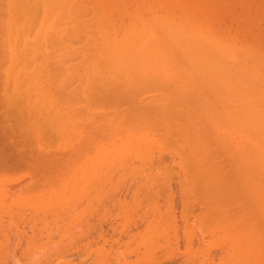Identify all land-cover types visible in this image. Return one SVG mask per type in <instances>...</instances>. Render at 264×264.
Here are the masks:
<instances>
[{
  "label": "rangeland",
  "instance_id": "obj_1",
  "mask_svg": "<svg viewBox=\"0 0 264 264\" xmlns=\"http://www.w3.org/2000/svg\"><path fill=\"white\" fill-rule=\"evenodd\" d=\"M52 1L57 6H53ZM58 1L59 2L57 3V0H50L52 4L47 2V0L0 1V10L2 9L0 13V20L2 18L0 25L2 23L4 29L3 30L0 26L2 29V31H0V264H264V231H262L264 230V220H262L263 218L261 217V221H258L260 220V212L262 211H259L260 209L258 210V208L256 209L259 213L258 215H260L257 218V211L255 210L256 206H260L264 213V183H262L264 182V178H262L263 181H261L260 179L262 176L260 173L256 172V167L259 166L258 164H263L264 160L262 163H258L257 166L255 165V168L252 164L257 158L253 156L255 153L254 150L258 149V153L256 154L264 157V149L259 147L261 144H257L258 147H256V144H252L255 141H251L249 138V140L247 139L246 136L250 132L248 129L247 130L249 132L247 135L246 129H244L246 133H241L239 131L241 129L243 130V124L245 122L247 123V121L241 123L242 125L238 124L240 121L242 122L245 120L244 118L243 120L239 121L240 116L241 119L243 115L247 116L246 120L248 117H251L248 116L250 114L246 109L241 112V114L246 113V115H240V111L243 110L240 107L242 104L244 105V101L242 99L246 98V96L249 97L252 93L250 92L249 95V92H246V95L243 97V94L240 95V92L237 93V91H240L238 89L242 88L240 87L241 85L236 86L235 83L232 84L233 82H231V85L230 82L227 81H225V84H221V82H224L223 78L228 80L226 77L227 75L231 77L229 79L230 81L237 79H234L233 76H231L232 72L235 71L233 68L236 67H233L234 64L232 65L230 63H235V65L239 64V61L236 60V58L239 56L238 59H240V55L243 54H245L246 58L248 55L252 56L253 58L249 57V60L247 59L249 62H247L244 59L245 56L244 58L242 56L240 63L242 66L245 65V69H248V67L251 65L250 63H253V67H249V70L251 68L254 69L252 70L253 72L257 71L258 74H254L256 79L259 78V80L251 79V82L249 81V83L244 86L247 87L250 83H253L252 81H255L252 87H256L257 85H255V83L257 81L261 82V79L264 78V74H262V78L258 77L261 75V73H264V0H90L92 2H87L90 5H86L88 10L83 7L86 3L85 0H81L82 5L84 4L83 6H79L80 2H74L73 0ZM70 1L76 3V5L74 6V3ZM83 1L85 3H83ZM71 3L73 4L72 7L75 8L71 9L70 12L71 6L69 7V5H71ZM91 3L92 9L93 6H95L94 9H98L99 11L98 12L96 10L93 12L95 14L98 13V17H95L97 18V21L100 22L99 24L105 23L100 25L99 28L98 26L94 25L96 20L93 22V25L91 23V20L93 21L95 18L92 16L93 13L91 8H88V6L91 7ZM47 7H50V9H47ZM76 7L80 12L76 9ZM52 8L55 9L52 10ZM75 9L78 12V16L80 13H85L83 15L84 17L81 14V18L83 17L82 19L77 17V14L75 15V13H77ZM51 10L53 13H50L52 12ZM99 15L101 16L99 17ZM80 19L82 22L81 28L86 23L85 27L82 29L78 27L76 29L77 26H80ZM56 20L59 22L60 20H63L67 23L62 24L63 21L62 23H59L58 32V21ZM68 23L71 25H68ZM88 24H91L92 29ZM154 24L156 25L157 30ZM93 26L94 28L96 26V32L93 29ZM66 27L67 29L69 28V30H65ZM60 28L62 30H60ZM79 29H81V36L77 34L79 33ZM55 30L56 32L54 33ZM70 30L73 34L78 30L76 32L77 35H72L74 38L65 36L67 33L65 31L70 32ZM155 30L159 33L160 37ZM88 31L89 34H87ZM91 31H93L95 34L94 38L97 37L96 39L93 38L92 35L94 34ZM69 32L67 34H69ZM83 32L85 36H83ZM175 32L177 35L181 34L179 37L183 36L184 33L186 37H190L192 33L191 37H188V40L191 39V44H194L195 42L200 47V51L199 49L198 52L194 50L195 54L197 52V55H199V53L202 56L204 55V58L201 59L206 60L208 64H206V62L204 63V61L202 62L204 64H199L200 61L197 62L196 59L198 56L191 55L194 52L191 51L193 50L191 49L193 45L189 47L190 53L188 52V49L186 50L188 53H184V50L188 47L184 45V41H179L178 43L179 38L176 41L178 44H175V39H173V33ZM207 33H209L210 36ZM63 34L65 39L63 38ZM50 35H58V38L56 37L57 39H55V37H53V40H49L48 38ZM76 36L78 37L76 38ZM86 36L89 37L87 38ZM80 37L86 42H83ZM162 37L163 39H159ZM200 37H203V39ZM61 38L63 39V45H67H65V47L62 45L64 49H66L69 45L71 49L68 47V52H70V50H77V52H74L75 56L76 53H78V47L79 49L82 48L79 50L80 53H78L80 57L78 54L76 56L81 58L80 60L76 57V60L75 58H72L73 53L69 55L70 57H68V52H65L62 46L59 48V43L56 44L55 42L58 39L62 40ZM79 40L82 43H80ZM210 40H212L213 43ZM88 41L89 43H87ZM90 41L93 45L90 43ZM173 41L175 46L172 44ZM1 42H4L5 46ZM95 42L97 44L99 43L98 46ZM101 42L104 43L101 44ZM190 42L187 44L189 45ZM207 43L213 44V46H208L215 48V52H222L219 53L220 55L222 54V57L224 55L222 58L223 60L220 59L221 62L225 60H227L226 62L230 61L229 64L232 66L227 67L228 63L227 65L226 63L224 65L223 62L224 67L222 66V68H227L229 71L233 70L230 73L231 75L226 69L227 75L224 77L223 75L219 76L224 71L222 70L221 66L219 67L221 70L220 73L218 72V65L217 71L214 68L215 65L212 66L213 64L211 62L214 61L213 58H211L213 60H211L209 57L205 59L206 55L208 54L207 51L210 49V47L209 49L208 47L206 49ZM86 44H89L87 45L88 47H83ZM28 46H30V49L27 48ZM38 46L41 48V52H38ZM179 46L182 47L180 48ZM185 46L186 48L181 52V49H183ZM56 47L59 50L56 52L57 57L67 53V56L64 55L65 57H60L61 59L64 58L63 64L65 63V65H62L64 66L63 68H61L62 66L60 67L62 61L59 62L58 60L60 59H56L55 57L56 53L53 49ZM96 47H99L101 49L100 52H104L103 54H105L104 56H107V58L99 53V50L95 49ZM88 48L91 49L90 51L95 49L97 53L95 51L89 52ZM61 49L64 50L62 54L60 52L62 51ZM105 49H107L108 52ZM223 49L224 51L228 50L229 52L227 51L226 54L229 53V55H225ZM167 50L170 52H167ZM53 51L55 56L53 55ZM172 51L175 54L174 57L176 56V58L178 57L179 59H175L174 57V59H171L169 57L173 56ZM211 51L212 50H210L209 53H211ZM213 51L210 55L213 54ZM36 52L38 53L34 54ZM86 52L87 55L89 53H92V55L94 54L89 61L90 64L88 63V66L90 65L88 75L86 72L88 70V66L83 63L87 58L85 57ZM29 53H31V59L26 60L27 57L30 58ZM41 53L43 55H41ZM180 54L184 56V59ZM219 54H217L218 58L220 57ZM164 55H166L168 60H173V63L176 61L177 64L182 60H185V57V62H187L189 59L190 61H188L187 66L184 65V61H182L181 65H173V63H171L172 65H169L168 63L167 66L164 67L166 68L169 65L170 68L173 67V69L171 68L172 71L167 72L164 69L162 63L171 61H168ZM187 55L188 57L192 56L191 58L195 56V59H188ZM214 55H212V57ZM235 55L238 56L235 58ZM42 56L45 57L43 58ZM53 56L56 60H54ZM199 57L198 59L200 60ZM71 58L74 60L70 61ZM159 58L163 62H161ZM99 59L100 61L106 59L108 60L106 62L103 61L102 63V61L100 62ZM208 59H210L211 62L207 61ZM243 59L249 64V66L247 63H244L243 65ZM53 60L56 64L59 63L56 66L58 67V69L56 68L57 70H55V67H53L56 65L54 64ZM26 61H28V64ZM29 61L32 63L29 64ZM74 61H77V65L80 61V64H83V70H81L82 72H79L82 66H80V64L79 70L73 66L75 67V70H78V72L74 71L73 74H75V72L78 74H76L72 79L70 78L69 73H67L69 76L68 77L66 76L65 72L70 70L71 73V66L69 65H74ZM189 62H192L191 67H193V69L190 68L191 70H189L192 73H189L187 70L190 67ZM217 62L216 64L220 63ZM261 62L262 64H260ZM210 63L212 65H210ZM195 64H197L196 67ZM128 65H131L133 69H137V72L133 70V73L136 72L135 74H137L138 77H136V80L139 79L141 81V83L138 81L140 83L139 85L137 82L136 84L133 82L134 79L131 77L136 75L130 72V69L132 68L130 66L129 69ZM201 65H203V68H201ZM205 65H209V67H212V69L214 68L215 71L211 69L209 71V67L207 68ZM34 67L39 68H36V70H38L37 72L35 71L36 73L33 72L35 70ZM66 67L69 69L67 70ZM184 67L185 69L181 70ZM231 67H233L232 70H230ZM241 67L238 68L241 69V72H245V69ZM50 68L52 70H50ZM199 69L202 71L201 74L203 76L200 74L201 71H199ZM173 70H177L175 72L176 74L177 72L181 73L179 75L180 78L178 77L177 79L173 77ZM31 72L35 74L33 75ZM171 73L173 74L172 79L174 82L169 79L171 78ZM132 74L133 76H131ZM187 74H194L193 78H195V81H198L202 76V78H205L204 82H206L211 77V81H209L210 83H213V85L211 83L212 88L208 89L206 84L209 83L204 84L203 79L199 81L201 85H199V82H197L198 84L196 86L195 82H193L194 79L191 78V75ZM196 74H200V78H198ZM181 75L183 76L182 79ZM238 75H240V73ZM246 75L249 74L245 73V78ZM118 76H122L123 78ZM176 76L177 75H175V77ZM234 76L237 77V74H234ZM24 77L27 78L26 81ZM239 78L242 79L244 77L239 76L238 80ZM175 79L179 81L181 80L180 86H174L173 84V86H171L170 83H175ZM183 79L187 80L184 81ZM149 80L150 82L154 81L153 83L155 84L151 83L150 85ZM182 80L184 81L185 85L186 83H190L191 87L188 85L185 86L184 83H182ZM191 80L192 82H190ZM124 81L131 83L134 85V87L136 86L135 88L137 89V86H140L139 89L141 88V92L138 91L140 92L138 93L135 91L138 94L137 95L134 94L135 92L133 90L132 94L129 90V85L125 84ZM215 81L217 83L220 82L219 85L221 86H218ZM162 82H166L167 84L169 82V84L167 85L164 83L166 86H158L156 84H160ZM241 82L246 83L247 81H244L243 79ZM262 82L261 83L264 84V79ZM237 83L239 84L240 82L237 81L236 84ZM131 84L130 86H132ZM203 84L205 86H203ZM123 85L125 89H128V91H125ZM214 85H216V90L214 88L215 92L214 90L210 91L213 89ZM225 85H228L229 87L232 86L231 88L227 86V88H229L227 93L225 90L227 89L225 88ZM149 86L150 88H156L155 91L151 90V92H149L150 89L147 90ZM235 86L237 88H235ZM200 87L201 89L206 87V90L202 89L205 92L200 90L198 91ZM192 88L196 92H194ZM143 89L145 90L144 92L142 91ZM157 89L158 91L160 89L161 92L162 90H168L167 92L165 91V93L168 95V92L170 91V93H172L173 90V93L170 94V96H166V100L172 99L174 101H163V96H159L162 93L160 91L157 93ZM178 89H182L183 93L182 91L180 92L183 95L185 89L187 92H189L188 94H191L185 95V97L187 96V100H190V103L186 99V101L182 102L184 97L181 98L182 95H180L181 93L178 91ZM234 89L236 91H234ZM261 89L264 93V87ZM116 90L121 94V96H118ZM68 91H70L71 94H69L70 92L68 93ZM209 91L212 92V95ZM232 91L234 94H238L237 97H239V95L242 97V99L239 97L238 100L236 98L237 103L235 100L231 101L234 99L233 96H236L232 94ZM115 92L117 93L115 95L117 96V98L115 97L117 101L116 99L114 100V98H112L114 97ZM126 92H129V94L126 95ZM154 92L156 95L158 94L157 96H159V98L161 97L162 103L159 101H157L159 104L154 102L156 97ZM177 92L180 95L179 98H177V96L174 97L173 95H176ZM213 92L217 94V98L224 100H221L223 101L221 102L223 105L222 107L225 109L227 106L226 108H228L230 111L228 109H220V105H218V102L215 101L217 98L215 99L216 96H213ZM242 92L244 93L245 90ZM123 93L125 95H123ZM150 93L151 95H149ZM202 93L205 97V100L202 96ZM207 93H210L209 96H211L208 97ZM228 94H232V96ZM128 95L129 99H126ZM130 95H133L134 98H131ZM153 95L154 99L152 102L150 97L153 98ZM139 96H141V98L142 96L143 98H148L150 96L149 99L152 102L150 103L151 106L153 103H155L158 104V107H160V103L163 105V103L170 102V105H167V108L168 106L169 108H174L172 106L177 104L175 105V108L179 107L178 109L180 111L178 109L177 110L179 114L182 113L183 115H179L178 120V113L177 115L174 114L175 108L172 109L174 110V113L171 112L174 114L172 115L169 113L170 111H165L168 110L167 108L162 110L155 106L150 107V105L147 104V102L149 103L150 100H143L142 98L141 105L146 103L145 105H148V110L150 107V111L155 110V115L156 113H158V116L160 115V117L155 115L152 116L150 114H152L151 112L154 111H151L150 113L148 112L149 118H152L150 121H152L147 122L149 118L147 119L146 115L148 114H145L146 112H144L148 111L146 110L147 106L146 109L145 107H141L143 108L141 110V105L138 106L134 104L138 99V102L140 101ZM228 96H230V100H228ZM197 97H199L198 101H201L202 99L203 102H205L207 100L205 103L209 104V106L211 104V108L214 106L212 101L210 103V100H213V97L215 99L213 102L215 101L216 105L219 106L218 111H223V117L224 114L226 115L225 111L228 113V118L231 117L229 112H231V118L236 115L234 119L229 118V123L227 121L228 118L226 117V121L222 120L228 124L232 123H230V120L234 122L237 121V125L234 123L232 125H235V127L239 126L238 131L236 132L234 131L237 129L232 131V127L230 128V125H226L227 128L229 127L228 129L226 126L225 129L224 127L221 128L222 131H226L222 132L219 128L220 126H217L219 123L215 125V128H213L214 120L209 121L213 125L212 128L215 129L214 132L218 133L220 131L222 135L225 136L223 137L220 136V133L218 134L219 138L222 137L220 144H224L223 138L225 141L227 139L226 135L227 137L230 135L228 139L230 138L229 140L231 141L228 145L231 146L232 149H234V147L236 148L234 149V152H237V158L235 159L236 162L234 163H237V165L234 164V166H237L239 170L241 168V170L239 171L237 169L236 171V167L234 168L235 171L232 169L234 172H236L235 174H233L234 172L230 173L233 174V176H231L229 173L224 174L226 172H230L228 171L229 168H227V170L225 168L230 166L229 161L228 166H223L222 168L220 167L222 171H220L221 169L219 170V167H215L216 163L213 164V162H210L214 166L212 164L209 166V161L211 160L209 157L206 158V156H210V154L212 155V153H210L211 150L213 153H215L214 150L215 146L217 147V143L216 141V144H212L210 142L216 135L213 133V129H209L210 124L206 121L207 119L205 121L207 124H209V127H206V123L203 121V118L207 115H198L201 113V111H203L205 114L207 109L205 110V106L201 105L203 103L202 101L201 104H198L196 101ZM231 97H233V99ZM135 98L137 99L134 100ZM180 98L181 103L179 101ZM131 99L135 101L133 102V106H131V104L129 106ZM226 99L228 102L225 101ZM128 100L130 101L129 103ZM157 100L160 99L157 97ZM249 100L250 99H248V101ZM126 101L128 105L126 104ZM142 101L144 103H142ZM229 101L233 102V107ZM254 102L255 101L250 103L252 107ZM260 102L259 105L261 104ZM235 103L237 104L235 108H239L240 110H237V113L234 108ZM138 104H140V102ZM189 104H192L191 106H195L196 104V108L194 106L191 107ZM238 104H240V107ZM247 104L249 105V102L247 103L246 101L244 108H246ZM262 104H264V102ZM199 105L200 107L198 108L197 106ZM248 105L247 108L249 107ZM201 106H203V108ZM209 106L207 105V107L211 109ZM165 107L166 106H162V108ZM180 107L182 109H180ZM214 108H212V112ZM253 108V114H255V117L259 118L260 114L257 113L264 112V110H262L263 107L261 108V106H258V104ZM186 109L189 111L188 116L191 114L190 118H187L185 115L187 113ZM156 110L158 112H156ZM159 110L166 112L164 113V116H161L163 113ZM135 111L139 113L140 111L142 112L140 113L141 115H137V117H139L138 120L136 119L137 122L134 120V118L137 117L132 118ZM137 112L135 113V116L136 114H139ZM212 112H210V115ZM250 112L252 113V110ZM238 114L240 116L237 120L236 118L238 117ZM140 116H143V118H140ZM214 116L217 115L214 114ZM261 116L264 118V113L261 114ZM191 117L195 119L194 124H191L189 121H187H193V118L191 119ZM208 117L210 118L211 116H207V118ZM197 118H199L200 122L204 123L205 127L207 128V130H205L207 134L205 133V135H210L211 138V141L208 142V144H212V147H210L213 149L207 151L210 153L209 155L207 152H205L206 149L204 148L200 149L203 150L201 151L202 153L199 150L201 154L196 152L198 150H191L193 147V142L195 144L199 140L196 141L197 138L193 139L196 142L193 141L192 138L189 140V138L187 139V136L185 135L187 133L191 135L195 124H200ZM212 119H215V117ZM216 119L218 120V117ZM255 119L257 120V118ZM248 120L250 121V119ZM251 120L253 123V119ZM185 121L188 122L186 125L187 128L192 125V128L188 129L189 131L184 129L185 125L182 127V124H184L182 122ZM219 121L221 120L219 119ZM262 121L263 125L260 128L264 129V120L262 119ZM179 122L180 124L182 123L180 126L185 131H187L184 133V137L183 134H180L181 131H179V129L181 128H178ZM259 124L261 125V123ZM246 127L247 126H244V128ZM197 128V130H201L204 127ZM217 128L219 129L217 130ZM263 129L258 131L261 133L258 134L260 135V138H263L264 140ZM183 131L181 133H183ZM199 132L195 131V134ZM189 134L188 137L190 136ZM192 136L194 137V135ZM203 137L205 138L204 134ZM200 138L201 137L198 139ZM216 138L214 140H216ZM140 141H142L141 146L139 143ZM188 141L192 143L190 144ZM203 141L205 140L203 139ZM207 141H209V139ZM242 142H246V144L249 143L250 145L248 146L250 147L248 149H250L252 156L250 157L252 158V161L250 162L247 159L245 160V158L249 159V156L245 157V153L242 152L243 150L246 151V144L244 145ZM224 145L227 147L226 144ZM203 147L210 148L207 145L204 146V144ZM253 147L254 149H252ZM224 149L225 148L223 147V150ZM237 149H239L240 152ZM220 150L222 149L220 148ZM229 150L230 147L228 148V151ZM204 152L206 154L203 155ZM222 152L221 155H223ZM229 152L231 157V152L232 154L234 152L233 150H230ZM200 155H203L204 158ZM216 156H218L219 160H221V158H225L220 156L219 153H217L215 157ZM215 157L213 159H215ZM227 157L228 155L226 158ZM243 157L244 160L242 159V161L241 158ZM201 159L203 160L201 161ZM231 159L232 158H230V160ZM224 161H227V159ZM245 161H248L251 164ZM223 163L225 164L226 162ZM223 163L219 164L218 166H221ZM225 165H227V163ZM210 167L211 170H209ZM212 167L218 169L216 170L214 168L215 171H220L219 175L224 171V173L221 174L224 177L226 175L227 178L229 176L232 178L235 177V180H238V184L232 185L231 182H233V184L237 182L234 179V181H229V178V182H227V178L225 180V178L221 175L218 176L219 179L217 178L218 181L215 182L216 180L214 181V179L218 173L214 172ZM260 167L258 168L261 169ZM262 173L261 174L264 175V171ZM236 174L238 175L236 176ZM252 174L254 176H252ZM245 176L246 180L244 178ZM209 177H214V179L211 178L212 180L209 181ZM241 177L244 179V181H247L248 185H246V187L244 186L245 184H243L244 181H242L243 179ZM220 178L221 181L224 179L222 183L219 182ZM255 178L258 182L253 180ZM225 181L227 184H225ZM222 184H225V186L229 184L234 186L233 190L235 191H230V189H232V187L229 188L230 185L225 188L222 186ZM235 186H237L239 190ZM254 186H257V188L253 189ZM248 191L250 192L246 193ZM241 193L243 194L241 195ZM246 194H249V196ZM252 195H255L258 199L257 202L260 204L259 206L258 204L255 206V204L252 203L254 202L252 201L253 198L251 200L249 199L250 201L246 200ZM242 196H245L246 199H244ZM243 201H245V203L246 201L247 203L249 202L246 204L247 206L249 205L246 209L250 210L245 209L247 212L246 214L242 212L244 208ZM242 215H244V217ZM214 216L216 217L214 218ZM222 216H225V218ZM226 216L229 219L230 217H233V220L235 221L231 220L232 218L229 221L228 218L226 219ZM237 216H242V220H240L241 218H238ZM262 216L264 217V214ZM236 217L239 221L234 219ZM254 217L258 220L256 221ZM212 218L213 220H211ZM243 218L247 220L248 223L245 220L244 223ZM210 220L212 222L215 220V225L217 224L216 227L213 224L214 222L212 223ZM249 220L255 223L252 225L250 224ZM234 222L236 224H234ZM242 222L245 224L246 228L248 227L247 229ZM219 223L220 225H223L220 226L218 225ZM238 223H242L241 225L243 226L244 230ZM256 225H258V229L256 228ZM259 225L262 228H259ZM252 226L255 227L253 228ZM251 228L255 230V233H258L259 231L262 233H256L253 236V230ZM225 230L227 232L228 230L232 232H235L236 230V234L228 232L232 234L231 237L230 234H228ZM238 230L241 234H243V231L246 232L248 230L250 233H252H249L250 236L252 235L251 238L260 236L256 238L258 240L254 242V244L256 243L255 247H247L248 245L245 243L249 242V240L246 242L248 237L244 238L245 236L242 237V243L240 241L241 234L238 232ZM244 235L246 234L244 233ZM236 239L241 242V244L239 243L240 245L245 244L244 247H242L243 249H246V257L242 255L241 250L240 252H237L238 248L241 249V247H238L239 244ZM244 250H242V252Z\"/></svg>",
  "mask_w": 264,
  "mask_h": 264
},
{
  "label": "bare ground",
  "instance_id": "obj_2",
  "mask_svg": "<svg viewBox=\"0 0 264 264\" xmlns=\"http://www.w3.org/2000/svg\"><path fill=\"white\" fill-rule=\"evenodd\" d=\"M0 1H1V0H0ZM16 1H17V0H16ZM43 1H45V0H43ZM55 1H56V0H55ZM60 1H62V0H60ZM63 1H64V0H63ZM68 1H69V0H68ZM73 1H74V2H80V5H79V3H78L79 6H83V5H84V4L82 5V1H81V0H80V1H79V0H77V1H76V0H73ZM92 1H93V0H92ZM92 1H90V0H89V1H86V0H85L86 3H87V2H92ZM2 2H3V1H2ZM47 2H49L50 4H52L53 1L50 2V0H49V1L47 0ZM58 2H59V1L57 0V3H58ZM70 2H72V1H70ZM74 2H72V3H74ZM85 2L83 1V3H85ZM49 3H48V4H49ZM64 3H65V2H64ZM66 3H67V1H66ZM66 3H65V4H66ZM68 3H69V2H68ZM72 3H71V5H69V7H70V6H71V7L73 6ZM86 3H85V5L83 6V7H85V9H87V6H86V5H90L89 3H87V4H86ZM93 3H95V2H93ZM97 3H98V2H97ZM16 4H18V3H16ZM54 4H55V3L53 2L52 5H53V6H57L56 4H55V5H54ZM62 4H63V3H62ZM52 5H51V6H52ZM63 5H64V4H63ZM75 5H76V3H74V6H75ZM18 6H19V5H18ZM99 6H100V5H99ZM39 7H40V4H39ZM63 7H64V6H63ZM71 7H70V12H71V9L75 8V7H72V8H71ZM101 7H102V6H101ZM67 8H68V7H67ZM80 8H81V7H80ZM80 8H79V9H80ZM88 8H91L92 13L95 12L96 10L98 11V9H96V10L94 9L95 6H93V9H94V10L92 9V3H91V7L88 6ZM98 8H99V7H98ZM47 9H50V7H47ZM54 9H55V8H52V10H54ZM65 9H66V7H65ZM76 9H77V7H76ZM76 9H75V11L77 12L78 9H77V10H76ZM1 10H2V9H1ZM1 10H0V13H1ZM52 10H51V11H52ZM68 10H69V9H68ZM68 10H67V11H68ZM80 10H81V9H80ZM87 10H88V9H87ZM87 10H86V11H87ZM62 11H65V10H62ZM73 11H74V10H73ZM78 11H79V10H78ZM79 12H80V11H79ZM81 12H83V11H81ZM98 12H99V11H98ZM24 13H25V12H24ZM30 13H31V12H30ZM47 13H48V12H47ZM50 13H53V11L50 12ZM74 13H75V12H74ZM48 14H49V13H48ZM48 14H47V16H48ZM69 14H70V13H69ZM76 14H77V17H80V18H81V14H82V13H80L79 16H78V12L75 13V15H76ZM84 14H85V13H84ZM84 14H82V16H83ZM86 14H87V13H86ZM93 14H94V15H93ZM93 14H92V16H94V17H95V16L98 17V15H97L98 13H96V14L93 13ZM12 15H13V14H12ZM29 15H30V14H29ZM71 15H73V14H71ZM100 16H101V15H99V17H100ZM13 17H14V16H13ZM83 17H84V16H83ZM83 17H82V18H83ZM86 17H87V15H86ZM96 17L93 19V21L91 20L92 18H91L90 20H91L92 25H93V22H95V20H96L97 24H96V22H95L94 25L98 26V28H99L100 25H103V24H105V23H103V24H99L100 22L97 21V18H96ZM69 18H70V17H69ZM82 18H81V19H82ZM33 19H34V18H33ZM70 19H71V18H70ZM81 19H80V24H79L80 26H77L76 29H77L78 27L81 28V26H82V24H81V23H82V22H81ZM98 19H99V18H98ZM100 19H101V18H100ZM1 20H2V18H1ZM1 20H0V21H1ZM71 20H72V19H71ZM71 20H70V21H71ZM77 20H78V19H77ZM56 21H58V20H56ZM56 21H55V23H56ZM62 21H63V20H62ZM62 21L60 20V22L58 21V23H57V24H58V26H57V32H58L59 23H62ZM83 21H84V20H83ZM2 22H3V21H2ZM44 22H46V21H44ZM73 22H75V21H73ZM77 22H79V21H77ZM102 22H103V21H102ZM65 23H66V22L63 21L62 24H65ZM87 23H90V22H87ZM62 24H61V26H62ZM66 24H67V23H66ZM72 24H74V23H72ZM83 24H84V22H83ZM85 24H86V23H85ZM85 24H84V26H83L82 28L85 27ZM68 25H71V24L68 23ZM76 25H77V23H76ZM88 25H89V27H91V29H92L91 24H88ZM154 25H155V24H154ZM0 26H1V28L3 29L2 23H1ZM73 26H75V25H73ZM96 26H95V28H94V26H93V29L95 30V32H96ZM63 27H64V25H63ZM67 27H68V26H67ZM67 27H66L65 30H69V28L67 29ZM101 27H102V26H101ZM155 27H156V25H155ZM1 28H0V29H1ZM25 28H26V27H25ZM61 28H62V27H61ZM61 28H60V30L64 29L65 27L62 28V29H61ZM82 28H81V29H82ZM2 29H1L0 31H2ZM74 29H75V28H74ZM76 29H75V30H76ZM81 29H79V33H77L78 35L81 34V33H80ZM154 29H155V28H154ZM3 30H4V29H3ZM72 30H73V29H72ZM85 30H86V29H85ZM89 30H90V29H89ZM156 30H157V27H156ZM156 30H155V31H156ZM63 31H64V30H63ZM77 31H78V30H77ZM77 31H75L74 34H76ZM82 31H83V30H82ZM98 31H99V30H98ZM40 32H41V31H40ZM55 32H56V30L54 31V33H55ZM65 32L68 33L69 31H65ZM65 32H64V34H65ZM73 32H74V31H73ZM91 32L93 33V31H91ZM91 32H90V33H91ZM99 32H101V31H99ZM156 32H157V31H156ZM181 32H182V31H181ZM181 32H178V33H181ZM1 33H3V32H1ZM52 33H53V32H52ZM54 33H53V34H54ZM67 33L65 34V36H67V37L69 36L70 38L72 37V35H74V34L71 32V30H70L69 34H67ZM71 33H72V34H71ZM85 33H86V31H85ZM92 33H91V34H92ZM164 33H165V32H164ZM175 33H176V32H175ZM175 33H173V34H174V35H173L174 37H173L172 34H171V36L173 37V39H175V44H178L179 41H182V42L184 41V42H185L184 45H186V46L188 47V48H186V46H185L183 49H181V52L186 48V49L184 50V53H188V52L190 53V49H189V47L192 46V45H193V46H192L193 48L191 47V49H193V50H191V51L196 50V51L198 52V49H199V51H200V47L198 46V44H196L195 42H194L195 46H194L193 43L191 44V42H190L191 39L188 40V37H189V36L186 37L185 33H184L185 36L183 35V36H181V37H179L181 34L177 35V33H176V35H177V36H176ZM39 34H40V33H39ZM56 34H57V33H56ZM58 34H59V33H58ZM61 34H62V33H61ZM64 34H63V38H64ZM70 34H71V35H70ZM77 34H76V35H77ZM87 34H89V31H88ZM87 34H86V35H87ZM93 34H94V33H93ZM155 34H156V33H155ZM157 34H158V36H159V33H158V32H157ZM162 34H163V33H162ZM168 34H169V33H168ZM187 34H189V33H187ZM207 34L209 35V33H207ZM2 35H3V34H2ZM41 35H42V34H41ZM51 35H52V34H51ZM51 35H50L49 38H48L49 40H50V39L53 40V39H54L53 37H55V39L58 38V35H57V36H56V35L51 36ZM191 35H192V33H191ZM191 35H190V37H191ZM74 36H75V35H74ZM80 36H81V35H80ZM83 36H85V35H84V32H83ZM83 36H82V37H83ZM92 36H93V38H94L95 34L92 35ZM167 36H168V35H167ZM169 36H170V34H169ZM175 36H176L177 39L175 38ZM209 36H210V35H209ZM41 37H42V36H41ZM50 37H51V38H50ZM56 37H57V38H56ZM61 37H62V35H61ZM77 37H78V36H76V38H77ZM86 37H87V36H86ZM88 37H89V36H88ZM88 37H87V38H88ZM159 37H160V36H159ZM190 37H189V38H190ZM192 37H193V36H192ZM198 37H199V36H198ZM0 38H1V35H0ZM37 38H38V37H37ZM52 38H53V39H52ZM59 38H60V37H59ZM72 38H74V37H72ZM76 38H75V39H76ZM83 38H84V37H83ZM83 38L81 39V37H80V39L83 40V42H86V41H84ZM96 38H97V37H96ZM96 38H94V39H96ZM169 38H170V37H169ZM178 38H179V40H178ZM185 38H186V39H185ZM196 38H197V37H196ZM200 38L203 39V37H200ZM46 39H47V38H46ZM61 39H62V38H61ZM64 39H65V38H64ZM89 39H91V38H89ZM159 39H163V37H162V38H159ZM166 39H167V38H166ZM173 39H171V40H173ZM184 39H185V40H184ZM193 39H194V37H193ZM77 40H78V39H77ZM177 40H178V43H176ZM187 40H188V42H190L191 45H190V44L188 45V44H187L188 42L186 43ZM208 40H209V38H208ZM46 41H48V40H46ZM57 41H61L62 43H61V42H57ZM57 41H56L55 43H56V44L59 43L58 46H59V48H61V46L63 45V39H62V40L58 39ZM74 41H76V40H74ZM74 41H73V43H74ZM79 41H80V40H79ZM79 41H78V42H79ZM95 41H96V40H95ZM201 41H202V40H201ZM201 41H199V42H201ZM210 41L212 42V40H210ZM210 41H209V42H210ZM96 42H97V41H96ZM96 42H95V43H96ZM167 42H168V40H167ZM192 42H193V41H192ZM211 42H210V43H211ZM1 43H3V45L5 46L4 42H1ZM34 43H35V42H34ZM37 43H38V42H37ZM64 43H65V41H64ZM80 43H82V42L80 41ZM87 43H89V41H88ZM90 43H91V41H90ZM99 43H100V41H99ZM99 43H98V44H99ZM103 43H104V42H103ZM103 43L101 42V44H103ZM212 43H213V42H212ZM29 44H31V43H29ZM68 44H69V43H68ZM77 44H78V43H77ZM91 44H92V43H91ZM98 44L96 43L97 46H98ZM162 44H163V43H162ZM164 44H166V43H164ZM172 44L174 45V41H173ZM200 44H201V43H200ZM202 44H203V43H202ZM65 45H66V44H65ZM65 45H63V46L65 47ZM71 45H72V44H71ZM75 45H76V44H75ZM87 45H89V44H86V45L83 46V47H86ZM92 45H93V44H92ZM160 45H161V44H160ZM167 45H168V44H167ZM203 45H204V44H203ZM208 45H212V46H213V44H209V43H207V45H206V49H207V47H208V49H209V47H210V49L207 51L208 54L206 55L205 59H207L208 57H209L210 59L213 58L214 61H216V62H217L218 59H219L218 62H220V63L217 62L218 64H216V62H214V61L211 62L210 59L207 60V61H210V62L213 64V65H212V64L210 63V65H212V66L215 65L214 68H215L216 71H217V65H218V72L221 73V70L219 69V67L221 66V68H222V66H223V62H224V65H225V63H226V65H227V63H228L227 67H230V66H232V65L234 64L233 67L235 66V67L237 68V69H236V68L231 67L230 70H232V68H233V70L235 69V71L240 70V71H238V72H235V71L232 70V71L234 72L235 75L237 74V77H235L234 74H233V72H232V71H229V70L226 68L227 71H229V74L232 72V75H231V74H230V75L233 76L234 79L237 78V79H235V80H237L238 82H240V83H242V84H240V83H239V84H238V83L236 84L237 81H235V80H234V81H233V80L230 81L229 79H230L231 77H230L229 75L226 74L227 72H226V69H225V68H222V70H224V71H223L220 75H219V74H218V75H219V76L223 75V77L227 75L226 77H227V79L229 80V81H228V80H225V78H223V79H224V80H223L224 82H221V84H222V83L225 84V83H226L225 81H227V82H230V84H231V82H233L232 84L235 83L236 86H237V85H241L240 87H242L243 89H242V88H241V89H238V90H240V91H237V93L240 92L239 94H240V95L243 94V95H242L243 97H244V95H246V92H249V95H250V92L252 93V94L250 95L251 97H250V96L248 95V93H247V95L249 96V97L246 96L247 100H246V98H244V99L247 101V103L249 102V105L247 104V105L249 106V107H248L249 109L247 108V105H246V108H244V107H245L244 105L246 104V101H245L244 99H242V97H240V95H239L240 99H242V100L244 101V102L242 101V102L244 103V105L242 104L241 107H240V104H238L239 107L243 109V110H241V111L239 110V108H235L236 105H237V104H236V103H237V100L239 99V97H237L238 94H237V93L234 94V92L232 91V92H233L232 94H234V95H236V96H233L234 99H233V97H231V98L233 99V100H231V101H234V100H235V102H236V103H235V106H234L236 113H237V110H239V111H240V115H242V114H245V115H246V113H242V114H241V112H243L245 109L248 110V112H249L250 115H248V114H247V115H248V116H251L250 118L248 117V119H250L251 122H250L248 119L246 120L247 116H244V115H243V117H242V119H241V116L238 114V115H237L238 117L236 118L237 120H238L239 116H240L239 121H240V120H243L244 118H245V120H243L242 122L240 121L239 123H238L237 121L234 122V121H231V120H230V123H231V122H232V123H231V124H228V123H229V118H230V119H234V117H236V115L234 114V112H233L232 109H231V111H232L233 114L235 115V116H233V118H231V117H232L231 112H229V115H230L231 117L228 118V117H227V116H228V115H227V114H228L227 111H225V112H226V115L224 114V117H223V113H222L223 111H220V112L218 111L219 106L216 105V102H218V105H220V109H221V110H222V109L225 110V109H228V108H226V107H227L226 105H225V106H226L225 109H224V107H222L223 105L221 104V102H223L224 100L221 99V100H223V101H221L219 98H217V97H218V96H216L217 94L214 93L215 90H216V88H215L216 85H214L213 89H211L210 91L214 90V88H215V90H214V92H213V96H214V97L216 96L215 99L217 98V100H215L213 97H212V99L215 100L216 102H215V101L213 102V100H210L211 98H210L209 100H210V103H211V101H212V104H213L214 106L216 105L217 108H216V106H215V108H214V106H212V108L215 109V111H214V109H213V112H212L211 104H210V106H209V104L205 103L207 100H206L205 102H203L202 99H201V101H202L203 103H202L200 100H199V101H200V102H199V101H198L199 97H197V100H196V101L198 102V104H201V103H202L201 105H204V106H205V107H204L205 110L207 109V110L205 111V114L203 113V111H201V113H199V114L197 113V114H198V115L202 114L203 116H205V115H207V116H211L212 118L215 117V119H212L211 117H210V118H209V117L207 118V116L204 117V118L202 117V118L204 119L203 121H204L205 123H206V121H207V122L210 124V125H209V124L206 123V127H207L208 125L210 126V127L208 126L209 129H213V128H215V127H216L215 125L219 123V125H217V126H220V127H219L220 130H221V128H223V127H224V129H225V126H226V125H228V126L230 125V128L232 127V128H231L232 131H234V129H237V130L234 131V132H236V131H238V127H239V126H236V127H237V128H236L235 125L232 126L233 123L236 124V122H237L238 124H241V123H244V121H247V123H246V122L244 123L245 125L243 124V127L241 126L242 124L240 125V126L243 128V130H242L241 127H240V129H241L242 131H241V130H239V131H240L241 133H246V132H247L246 135H247L248 132L250 131L251 133L249 132V134L246 136L247 139L249 138L251 141H252V140L255 141V142L257 141L256 143L253 142L252 144H253V145L256 144V147H258L257 144H259V145L261 144L259 147H260V148L262 147V149H264V147H263V146H264V143H261V142H264V140H263V138H260V135H259V134H261V133L258 132V131H261V129H263V128H260V127L263 125V123H262V122H263L262 119L264 120V118L262 117L263 115L261 116V114H263L264 112H263V113H262V112L257 113V114H260V115H259V118H258V117H255V114H253V113H254V110H253L254 108H253V107H256L257 104H258V106H261V108L263 107L262 110H264V106H263L264 104H262V103L264 102V93H263V91H262V89H261V88L264 87V84H262V83H263L262 81H263L264 78L261 79V80H262V81H261L262 83H261L260 81H257L258 83L260 82L259 84H258L257 82H256L257 84L255 83V85H257L256 87H252V86L254 85V82H255V81H252L253 83H250L251 85L249 84L247 87L244 86V85L248 84L249 81L251 82V79H254V80L256 79L255 74L257 73V71H256V72H255V71L253 72L252 70H254V69H251V68L253 67V63H250V64H251L250 66H249V64L247 63V62H249V61H248V60H249V57H250V58H253V57L248 55L247 58H246L245 54L240 55L241 57L243 56V58H244V56H245L244 59L247 61V62H245V60L243 59V62H242L243 65H244V63H245V64L247 63L248 66L251 67L250 70H249V67H248V69L246 68V69L248 70V71H247V70L244 68L245 65L242 66V64L240 63V61L242 60L241 57H240V59H238V57H239L238 55H235V56H234L235 58L238 56V57L236 58V60L239 61V64H236V65H235V63H230V64H232V65H230V64H229L230 61L226 62L227 60L221 62L220 59H222V58L224 57V55H223V57H222V54L220 55L219 53H222V52H221V51H219V53H218V52H215L216 49L213 48L212 46H208ZM36 46H37V44H36ZM63 46H62V48H63ZM66 46H67V45H66ZM77 46H78V45H77ZM100 46H101V45H100ZM100 46H99V47H100ZM102 46H103V45H102ZM174 46H175V45H174ZM45 47H46V46H45ZM68 47H69V45H68ZM68 47H67L66 49L63 48V49L65 50V52L67 51ZM87 47H88V46H87ZM99 47H96L95 49H98V50H99V53H101V52H100V50H101L100 48H101V47H100V48H99ZM151 47H152V46H151ZM169 47H170V46H169ZM176 47H177V45H176ZM179 47L181 48L182 46H179ZM194 47H196V48H194ZM211 47H212V48H211ZM25 48H26V47H25ZM27 48L30 49V46H28ZM37 48H39V46H38ZM69 48H70V47H69ZM104 48H105V47H104ZM31 49H32V48H31ZM40 49H41V48L38 49V50H39L38 52H41ZM55 49H57V47L53 49V50L55 51V53H56L57 51H59L58 49H57V50H55ZM70 49H71V48H70ZM72 49H73V48H72ZM80 49H82V48H80ZM80 49H79V47H78V53H80V51H79ZM88 49H89V48H88ZM88 49H87V50H88ZM95 49L92 50V51H90L91 49H89V52H93V51L96 52ZM174 49H175V48H174ZM187 49H188V52H186ZM206 49H205V50H206ZM32 50H33V49H32ZM61 50H62V49H61ZM64 50L60 51L61 54L64 52ZM87 50H84V51H87ZM105 50L108 52L107 49H105ZM210 50H212V51L214 50L212 55H214V54H215V55H214L213 57H212V55H210V54L212 53V51H211V53H209ZM5 51H6V50H5ZM54 51H53V55L55 56ZM68 51H69V50H68ZM68 51H67V52H68ZM75 51L77 52V50H75ZM75 51H74V50H73V51L70 50V52H68V57H70L69 55H71V54L73 53V55H72L73 57H72V58H75V57L77 56V54H78V53H76V56H75V55H74V52H75ZM102 51H103V49H102ZM106 51H105V52H106ZM223 51H224V49H223ZM227 51H228V50H227ZM227 51H224V52H225V55H229V53L226 54ZM33 52H34V51H33ZM38 52H36V53H34V54H37ZM81 52H82V50H81ZM89 52H88V53H89ZM107 52H106V54H107ZM167 52H170V51L167 50ZM175 52H177V51H175ZM178 52H179V51H178ZM197 52H196V54H195V51H194L193 54H191V55H195V56H198V57L201 56V57H199L200 60L198 59V57L196 58V59H197V62L200 61L199 64H204V63L206 62V60L201 59V58H204V55L202 56V55H200V53H199V55H197V54H198ZM214 52H215V53H214ZM224 52H223V53H224ZM228 52H229V51H228ZM49 53H50V52H49ZM51 53H52V52H51ZM69 53H70V54H69ZM96 53H97V52H96ZM103 53H104V52H103ZM103 53H101V54L104 56L105 54H103ZM133 53H134V52H133ZM160 53H161V52H160ZM164 53H165V52H164ZM184 53H183V54H184ZM26 54H27V53H26ZM30 54H31V53H29V57H30ZM59 54H60V53H59ZM83 54H84V53H83ZM83 54H81V55H83ZM85 54H86L85 57H87L89 60L86 58V61H87V62H86V61L83 62L84 59H85V58H84L82 62H83L84 64H86V66H88V63H89V61L91 60V58L93 57L94 54L92 55V53H89L90 55H89V54L87 55V52H86ZM172 54H173V56H169L171 59H172V58L174 57V55H175L173 51H172ZM201 54H202V53H201ZM217 54H219V56H220L219 58H218V55H217ZM39 55H40V54H39ZM41 55H43V54L41 53ZM50 55H51V54H50ZM64 55L67 56V53L64 54ZM64 55H62V56L59 55V56L57 57V53H56V56H55L56 59H57V58L60 59V60H58L59 62L62 61V63L60 64V67H61L62 65H65V63L63 64V62H64V58H62L63 60L60 58V57H65ZM95 55H96V54H95ZM162 55H163V53H162ZM162 55H161V56H162ZM166 55H167V54H166ZM166 55H164L165 58H167ZM170 55H171V54H170ZM180 55H181V54H180ZM188 55H189V54H188ZM188 55H187V58H188V59L192 57V56H191V57H188ZM216 55H217V56H216ZM27 56H28V54H27ZM54 56H53V57H54ZM78 56H79V54H78ZM89 56H90V57H89ZM164 56H163V58H164ZM177 56H178V55H177ZM181 56H182V55H181ZM185 56H186V54H185ZM195 56H194L193 58H191V60L195 59ZM42 57L44 58L45 56H42ZM42 57H41V59H42ZM55 57H54V60H56ZM79 57H80V56H79ZM79 57H76V58L78 59ZM83 57H84V56H83ZM95 57H96V56H95ZM95 57H94V59H95ZM104 57L107 58V56H104ZM182 57H183V59H184V56H182ZM225 57H226V56H225ZM254 57H256V56H254ZM33 58H34V57H33ZM36 58H37V56H36ZM72 58L70 59V61H73V60H74V59L72 60ZM76 58H75V60H76ZM160 58H161V57H160ZM160 58H159V60H160ZM165 58H164V59H165ZM174 58L177 59L178 57L176 58V56H175ZM174 58H173V59H174ZM215 58H216V60H215ZM20 59H21V58H20ZM24 59H25V58H24ZM27 59H31V57H30V58L27 57L26 60H27ZM45 59H46V58H45ZM45 59H44V60H45ZM80 59H81V58H79V60H80ZM94 59H93V60H94ZM137 59H138V57H137ZM178 59H179V58H178ZM213 59H211V60H213ZM247 59H248V60H247ZM255 59H256V58H255ZM255 59H254V60H255ZM258 59H259V58H258ZM36 60H37V59H36ZM54 60H53V61H54ZM66 60H67V59H66ZM66 60H65V62H66ZM68 60H69V59H68ZM107 60H108V59H106V60H101V61H102V63H103V61L106 62ZM133 60H134V59H133ZM159 60H158V61H159ZM167 60H168V58H167ZM222 60H223V59H222ZM42 61H43V60H42ZM99 61H100V59H99ZM101 61H100V62H101ZM160 61H161V60H160ZM168 61H171V60L169 59ZM172 61H173V60H172ZM172 61H171V62H166V63L163 62V61H161V62H163L162 65H163V67H164V66H167L168 63H169V65H172V64H171V63H173ZM179 61H181V60H179ZM179 61H178V62H179ZM182 61L185 62V61H186V57H185V60H182ZM182 61H181L180 63H178V64L181 65ZM188 61H190V59L187 60V62H185L184 65L187 66V65H188V64H187ZM203 61H204V63H202ZM261 61H262V60H261ZM27 62H28V61H26V63H27ZM33 62H34V61H33ZM74 62H75V61H74ZM76 62H77V61H76ZM76 62L74 63V65H73V64H70V65H69V66H71V68H70V69H71V73H70V70H68L69 68H67V67H66V69L68 70V72H65V70H64V72L66 73V76H68L67 73H69L70 78H72V79L74 78V76H75L76 74H78V73H76V72H78V70L80 69V66H81V65H82V66H81V69H80L79 72H82L81 70H83V69H82V68H83V64H80V61H79V64H80V66H79V64L77 65ZM192 62H193V61H192ZM192 62H191V63H192ZM194 62H195V61H194ZM213 62H214L215 64H214ZM233 62H234V61H233ZM254 62H255V61H254ZM257 62H258V61H257ZM18 63H19V61H18ZM30 63H32V62L29 61V64H30ZM158 63H159V62H158ZM189 63H190V62H189ZM191 63L189 64V65H190L189 69H187L189 73H192V72H190L189 70L193 69V67H191V66H192ZM236 63H237V62H236ZM255 63H256V62H255ZM27 64H28V63H27ZM51 64H52V63H51ZM54 64H56L55 61H54ZM58 64H59V63H57L55 66H53V67H55V70L58 69V67H56ZM89 64H90V63H89ZM156 64H157V63H156ZM178 64H177L176 61H175V63H173V65H178ZM193 64H194V63H193ZM199 64H198V65H199ZM206 64H208V63L206 62ZM219 64H222V65H219ZM240 64H241V65H240ZM256 64H257V63H256ZM260 64H262V62H261ZM260 64H259V65H260ZM263 64H264V62H263ZM76 65H77V66H76ZM102 65H104V64H102ZM169 65H168V67H166V68L164 67V69H165L167 72H168V71L171 72V71H172L171 68L173 69V67L170 68ZM180 65H179V66H180ZM184 65H183V66H184ZM239 65H240V66H239ZM28 66H29V65H28ZM50 66H52V65H50ZM73 66H75L78 70H75V67H73ZM78 66H79V68H78ZM86 66H85V68H86ZM89 66H90V65H89ZM89 66L87 67L88 70L85 69V70H87V71H86V72H87V75H88V72H89V70H90V69H89V68H90ZM99 66H100V65H99ZM130 66H131V65H130ZM130 66L128 65V68H129V69H130ZM183 66H182V67H183ZM196 66H197V64H195V67H196ZM201 66H202L201 68H203V65H201ZM205 66H207V65H205ZM241 66H242V67H241ZM254 66H256V65H254ZM38 67H39V66H38ZM38 67H36V68H38ZM53 67H51V68H53ZM63 67H64V66H62L61 68H63ZM105 67H106V66H105ZM208 67H209V65L207 66V68H208ZM223 67H224V66H223ZM238 67H239V68L241 67V68L245 69V72H244V71L241 72V69H239ZM262 67H263V66H262ZM34 68H35V67H34ZM36 68H35V70H34L33 72H35V71L37 72V71H38V70H36ZM51 68H50V70H52ZM56 68H57V69H56ZM72 68H73L74 70H73ZM106 68H107V67H106ZM131 68H132V69H130V72H131V73H133V70H135V71L137 70V69H135V68L133 69L132 66H131ZM168 68H170V69H168ZM180 68H181V67H180ZM187 68H188V67H187ZM190 68H191V69H190ZM198 68H199V67H198ZM214 68L212 69V67H209L208 69H209V71H210V69L213 70V71H215ZM254 68H255V67H254ZM38 69H39V68H38ZM100 69H102V68H100ZM184 69H185V67L182 68L181 70H184ZM40 70H41V69H40ZM72 70H73V71H72ZM131 70H132V71H131ZM219 70H220V71H219ZM59 71H60V70H59ZM62 71H63V69H62ZM74 71H76L75 74H73ZM103 71H104V70H103ZM176 71H177V70H176ZM176 71L173 70V72H174V76H173L172 73L170 74V75H171V78H169V79H170L171 81H173V82H174V80H173L172 78L174 77V78H177V79H178L179 75L181 74V73H178V72H177V74H176V73H175ZM179 71H180V70H179ZM194 71H195V69H194ZM194 71H193V73L195 74ZM199 71H201V70L199 69ZM36 72H35V73H36ZM54 72H55V71H54ZM54 72H52V73H54ZM86 72H85V73H86ZM136 72H137V71H136ZM136 72L133 73V74L136 75V76L131 77V78L134 79L133 82H134L135 84H136V82H137L138 85H139V84L141 83V81H140L139 79L136 80V77H137V74H135ZM162 72H163V71H162ZM250 72L253 73L254 77H253L252 73H250ZM259 72H260V70H259ZM263 72H264V70H263ZM31 73H32V72H31ZM31 73H30V74H31ZM35 73H34V74H35ZM57 73H58V72H57ZM57 73H56V74H57ZM185 73H187V72H185ZM185 73H184V74H185ZM196 73H197V71H196ZM201 73H202V71L200 72V74H201ZM239 73H240V75H238ZM245 73H248V74L250 75V77H249V75H246V78H245ZM254 73H255V74H254ZM260 73H261V72H260ZM30 74H29V75H30ZM32 74H33V73H32ZM32 74H31V75H32ZM34 74H33V75H34ZM71 74H73V75H71ZM81 74H83V73H81ZM110 74H111V73H110ZM133 74H132L131 76H133ZM182 74H183V73H182ZM194 74H187V75H191V78H193V75H194ZM200 74H199V75L196 74V76H197L198 78H200V77H199ZM216 74H217V73H216ZM257 74H258V73H257ZM262 74H264V73H261L260 76H258V75H256V76L262 78V77H261ZM20 75H21V74H20ZM114 75H115V74H114ZM167 75H168V74H167ZM175 75H177V76L175 77ZM201 75H202V74H201ZM71 76H72V77H71ZM172 76H173V77H172ZM202 76H203V75H202ZM202 76H201V78H200L198 81H195V78H193V79H194L193 82H195L196 86H197V84H198L197 82H199L201 79H203V82H204V79H205V78H204V77L202 78ZM228 76H229V78H228ZM239 76H240V77H244V78H242V79L239 78V80H238V77H239ZM68 77H69V76H68ZM118 77L121 78L122 76H118ZM182 77H183V76L181 75V79H182ZM251 77H252V78H251ZM122 78H123V77H122ZM137 78H138V77H137ZM179 78H180V77H179ZM198 78H197V79H198ZM212 78H213V77H212ZM220 78H221V77H220ZM24 79H25V81H26L27 78L24 77ZM118 79H119V78H118ZM243 79H244V81H247V82H246V83L241 82ZM247 79H248V80H247ZM122 80H123V79H122ZM175 80H176V79H175ZM183 80H184V79H183ZM183 80H182V83H184V81L187 80V79H185L184 81H183ZM188 80H189V79H188ZM207 80H208V78H207ZM209 80L211 81V77L209 78ZM209 80H208V81H209ZM256 80H259V78H257ZM138 81H140V83H139ZM160 81H161V80H160ZM208 81L204 82V84L209 83V84H206V85H207L206 87H208V89H209V88H212V87H211V83H212V82L210 83V81H209V82H208ZM213 81H214V80H213ZM216 81H217V80H216ZM216 81H215V83L218 84V86H221V85H219L220 82L217 83ZM124 82H125V81H124ZM153 82H154V81H151V82H150V80H149V84H150V85H151V83H153ZM173 82L170 83L171 86H173V85H174V86H175V85H176V86H180V84H181V80H180V81H179V80H176L175 83H173ZM187 82H189V81H187ZM190 82H192V80H191ZM144 83H145V82H144ZM162 83H163V82H162ZM162 83H160L161 85L158 84V83H156V84H157L158 86H163V85L166 86V84H167L166 82H164V83H166V84H164V83L162 84ZM177 83H178V85H177ZM121 84H122V83H121ZM125 84L129 85V90H130L131 93L133 92V90H134V92H135V91L138 92V91L141 90V88L139 89L140 86H137V87H138V89H137V88H135L136 86L134 87V85H132L131 83H127V82H125ZM125 84H124V85H125ZM130 84H131L132 86H130ZM153 84H155V83H153ZM168 84H169V82H168ZM168 84H167V85H168ZM172 84H173V85H172ZM193 84H194V83H193ZM204 84H203V86H205ZM228 84H229V83H228ZM230 84H229V86H230ZM232 84H231V85H232ZM124 85H123V88H124ZM127 85H126V86H127ZM184 85H185V83H184ZM186 85L190 86L191 84H190V83H189V84L186 83ZM186 85H185V86H186ZM199 85H201L200 82H199ZM199 85H198V86H199ZM212 85H213V83H212ZM193 86H194V85H193ZM193 86H192V87H193ZM209 86H210V87H209ZM225 86H226V85H225ZM225 86H224V87H225ZM227 86H228V85H227ZM227 86H226L225 88H227ZM229 86H228V87H229ZM236 86H235V88H237ZM249 86H250L251 88H250ZM261 86H262V87H261ZM190 87H191V86H190ZM190 87H189V88H190ZM206 87L204 88L205 90H206ZM231 87H232V86H231ZM231 87H229V88H231ZM238 87H239V86H238ZM240 87H239V88H240ZM257 87H258V88H257ZM111 88H112V86H111ZM113 88H114V87H113ZM127 88H128V87H127ZM130 88H131V89H130ZM161 88H162V87H161ZM221 88H223V87H221ZM229 88L225 89V90H226V93L228 92L227 90H228ZM124 89H125V88H124ZM136 89H137V90H136ZM149 89H150L149 92H151V90H152V91H155L156 88H150V86H149V88H147V90H149ZM153 89H154V90H153ZM162 89H163V88H162ZM202 89H203V88H202ZM202 89H201V87H200V88L198 89V91H199V90H200V91H203L204 89H203V90H202ZM218 89H219V88H218ZM246 89H247V90H246ZM257 89H258V90H257ZM126 90L128 91V89H125V91H126ZM131 90H132V91H131ZM183 90H184V88H183ZM192 90H193V88H192ZM196 90H197V89H196ZM221 90H222V89H221ZM241 90H242V91L245 90V92L243 93ZM260 90H261V91H260ZM142 91L144 92L145 90L143 89ZM156 91H157V93H158V92L160 91V89H159V91H158V89H157ZM165 91H166V90H162V92L160 91L162 94L159 95V96H163V101H171L172 99H171V100H166V96H167L168 94H166ZM167 91H168V90H167ZM167 91H166V92H167ZM174 91H175V90H174ZM178 91L180 92V91H182V89H181V90L178 89ZM193 91H194V90H193ZM198 91H197V92H198ZM210 91H209V92H210ZM219 91H220V89H219ZM234 91H236V90L234 89ZM258 91H260V92H258ZM69 92H70V91H68V93H69ZM116 92L118 93L117 90H116ZM116 92H115V94H114V97H112V98H114V100L117 98V96H115V95L117 94ZM136 92H135L134 94H137ZM140 92H141V91H140ZM140 92H138V93H140ZM175 92H176V91H175ZM194 92H196V91H194ZM203 92H205V91H203ZM217 92H218V91H217ZM221 92H222V91H221ZM223 92H224V91H223ZM261 92H262V93H261ZM131 93H130V94H131ZM152 93H153V92H152ZM154 93H155V92H154ZM168 93H169L168 96H170V94L173 93V90H172V93H170V91H169ZM180 93H181V92H180ZM182 93H183V91H182ZM182 93L180 94V95H182L181 98L184 97L183 100H182V102L187 100V98H186L187 96L185 97L186 94H187V95H191V94H188L189 92H187L186 89H185L184 95H183ZM210 93H211V95H212V92H210ZM210 93H209V94H210ZM229 93H230V92H229ZM69 94H71V92H70ZM127 94H129V92H126V95H127ZM132 94H133V93H132ZM141 94H142V93H141ZM164 94H165V96H164ZM177 94H178V92L176 93V95H175V94H173V95H174V97L177 96V98H179L180 95H179V94L177 95ZM204 94H205V93H204ZM209 94L207 93V96H208V97L211 96V95L209 96ZM221 94H222V93H221ZM232 94H228V95H231V96H232ZM119 95L121 96L120 93H118V96H119ZM123 95H125V94L123 93ZM137 95H138V94H137ZM149 95H151V93H150ZM155 95H156V93H155ZM157 95H158V94H157ZM157 95H156V97H155V100H156V101L154 100V102H156V103H158V104H159V102L162 103V101H161V100H162L161 97L159 98V96H157ZM130 96H131V95H130ZM132 96H133V95H132ZM132 96H131V98H134V96H133V97H132ZM143 96H144V95H143ZM143 96H142V98H143ZM202 96L204 97L203 93H202ZM207 96H206V97H207ZM115 97H116V98H115ZM127 97H128V98H127ZM127 97H126V99H129V95H128ZM139 97H140V101H139L140 104H138V103H139V102H138L139 99L137 100L138 103L136 102L137 104L134 103L135 105H138V106L141 105V99H142L141 96H139ZM139 97H137V98H139ZM144 97H146V96H144ZM149 97H150V96H149ZM149 97H148V98H143V100H144V99H147V100H150V99H151L152 102H153L154 95H153V98L150 97V99H149ZM157 97H158V99H160V100H157ZM171 97H172V96H171ZM174 97H173V99H174ZM188 97H189V96H188ZM228 97H229L228 100H230V96H228ZM118 98H119V97H118ZM137 98H135L134 100H136ZM164 98H165V99H164ZM181 98L179 99V101L181 100ZM200 98H201V97H200ZM221 98H222V97H221ZM236 98H237V100H236ZM251 98H252V99H251ZM168 99H169V97H168ZM175 99H176V98H175ZM185 99H186V100H185ZM224 99H225V97H224ZM248 99H250V100L248 101ZM134 100L131 99V100H130L131 103H129L130 101L128 100L129 106H130V104H131V106H133V102H135ZM151 100H150L149 103L147 102V104L150 105V107H152V106L158 107V104H155V103H153L152 106H151V104H150V103H152ZM204 100H205V97H204ZM219 100H220V101H219ZM112 101H113V100H112ZM116 101H117V99H116ZM123 101H124V100H123ZM157 101H159V102H157ZM173 101H174V100H172V102H173ZM187 101L190 103V100H187ZM225 101L228 102L227 99H226ZM231 101H229V102H230L231 105H232L233 102H231ZM250 101H251L252 103H253V101H255L254 104H253V107H252V105H250V103H251ZM260 101H261V102H260ZM124 102H125V101H124ZM219 102H220V103H219ZM257 102H258V103H257ZM259 102L261 103L260 105H259ZM118 103H119V102H118ZM128 103H127V101H126V104H127V105H128ZM142 103H144V102L142 101ZM161 103H160L161 106L158 107V108H160V109H162V110H165V109L167 108V105H170V104H169L170 102H168V103L166 102L167 104H166V103H163V105H162ZM180 103H181V101H180ZM184 103H187V102H184ZM230 103H229V104H230ZM238 103H239V101H238ZM120 104H121V103H120ZM120 104H119V105H120ZM145 104H146V103H144V105L142 104V105L140 106V109H141V110L143 109V108H141V107H145V109H146V106H147V109H146V110H148V105H145ZM165 104H166V105H165ZM178 104H179V103H178ZM226 104H227V103H226ZM121 105H123V104H121ZM124 105H125V103H124ZM156 105H157V106H156ZM171 105H173V104H171ZM175 105H177V104H175ZM175 105H173L172 107L175 108V107H176ZM189 105H190V104H189ZM189 105H188V106H189ZM191 105H192V104H191ZM191 105H190V106H191ZM207 105H208L211 109H209V108L207 107ZM227 105H228V104H227ZM233 105H234V104H233ZM233 105H232V107H233ZM162 106H163V107L166 106V107H165V108H162ZM184 106H185V105H184ZM186 106H187V105H186ZM190 106H189V107H190ZM193 106H194V105H193ZM193 106H191V107H193ZM150 107H149V110H148V111H144V112H146L145 114H148V112L150 113L151 111H154V112H151L152 114H150V115L153 116V115H155V110H151V111H150ZM194 107L196 108V104H195ZM197 107L199 108L200 105L197 106ZM201 107L203 108V106H201ZM250 107H251L252 109H251ZM174 108H171V107L169 108V106H168V108H167L168 110H165V111H167V112L170 111L169 113H171V112L174 113V110H172V109H174ZM178 108H179V107H178ZM178 108H175V113H174V114L177 115V113H178L177 116H178V120H179V115H181L182 113L179 114V112H178L179 109H178ZM183 108H184V107H183ZM229 108H230V107H229ZM258 108H259V107H258ZM145 109H144V110H145ZM155 109H156V108H155ZM177 109H178V110H177ZM180 109H182V108L180 107ZM191 109H193V108H191ZM191 109H190V110H191ZM200 109H201V108H200ZM208 109H209V111H208ZM256 109H257V108H256ZM162 110H159V111H161L163 114H161V113H159V114H161V116H162V115L164 116V113H166V112H165V111H162ZM188 110H189V109H188ZM196 110H197V109H196ZM216 110H217L218 113L216 112ZM228 110H229V109H228ZM249 110H250V111L252 110V113H251ZM259 110H260V109H259ZM179 111H180V110H179ZM198 111H199V110H198ZM198 111H197V112H198ZM229 111H230V110H229ZM257 111H258V110H257ZM136 112H137V111L134 112V116H133L132 118L137 117V115H141L140 113H142L141 111H140V113L137 112V113H139V114H136V116H135V113H136ZM156 112H158V111L156 110ZM186 112H187V113H186L185 115L187 116V118H190L191 114L188 116V112H189V111H187V109H186ZM206 112H207V113H206ZM210 112L214 113V114L217 115V116H214V114H212V113H211V115H210ZM173 113H171V114L174 115ZM143 114H144V113H143ZM145 114H144V115H145ZM157 114H158V113H156L155 116H158ZM197 114H196V115H197ZM218 114H219V116H218ZM221 114H222V115H221ZM252 114H253L254 116H253ZM129 115H130V114H129ZM132 115H133V113H132ZM182 115H183V114H182ZM196 115H195V118H196ZM202 115H200V116H202ZM212 115H213V116H212ZM152 116H151V117H152ZM177 116H176V117H177ZM200 116H198V117H200ZM221 116H222V117H221ZM252 116H253V118H252ZM256 116H257V115H256ZM146 117H147V119H148V118H149V114L146 115ZM158 117H160V115H159ZM158 117H157V118H158ZM184 117H185V116H184ZM217 117H218V120L216 119ZM225 117L228 118V120H227ZM261 117H262V118H261ZM138 118H139V117L134 118V120H136V119L138 120ZM140 118H143V116H140ZM180 118L185 119V118H183V117H180ZM192 118H193V117H191V119H192ZM200 118H201V117H200ZM255 118H257V120H256ZM145 119H146V118H145ZM147 119H146V120H147ZM150 119H152V118H149V120H147V122H148V121L151 122L152 120L150 121ZM154 119H155V117H154ZM176 119H177V118H176ZM206 119H207V120H206ZM219 119H220L221 121H219ZM225 119L228 121V123H227V122L225 123V121H226ZM251 119H253V123H252V120H251ZM258 119H259V120L261 119V120H260L261 122H260ZM132 120H133V119H132ZM137 120H136V122H137ZM146 120H145V121H146ZM158 120H159V119H158ZM194 120H195V119L193 118V121H190V120H187V121H189L191 124H192V123L194 124V123H195ZM197 120H199V118H197ZM197 120H196V122H197ZM201 120H202V119H201ZM205 120H206V121H205ZM211 120H212V121L214 120V121H213V123H214L213 125H214V126L211 124V122H209V121H211ZM215 120H217V121H215ZM222 120H225V121H222ZM140 121H141V120H140ZM180 121H182V120H180ZM255 121H256V122H255ZM138 122H139V121H138ZM154 122H156V121H154ZM176 122H178V121H176ZM215 122H217V123H215ZM221 122H222V123H221ZM258 122L261 123V125H260ZM140 123H141V122H140ZM142 123H143V119H142ZM152 123H153V122H152ZM156 123H157V122H156ZM162 123H164V122H162ZM162 123H161V124H162ZM182 123H184V124H182ZM182 123H181V124H182V127H183V125H185V128H184L185 130L187 129V131H189L188 129H191V128H192V125H191L190 127H188V128L186 127V125H187L188 122L185 121V122H182ZM199 123H200L201 125L204 124V123L200 122V120H199ZM220 123H221V124H220ZM224 123H225V124H224ZM249 123H251V124H249ZM181 124H180V122L178 123V128H181V129H179V131L182 132L184 129L180 126ZM200 124H198V125L195 124L196 129H195V127H193L192 132H191V135H190L189 133L185 134V135L187 136V139L189 138V140H190V138H192V140L197 138L196 141L199 140V141H198L199 143L197 142V143L194 144V142H193L194 145H196V144H197V145H198V144H199V145H200V144L202 145V146H201V145H200V146L198 145L199 147L196 145V146H197V147H196V146H194V145L192 144V146H193L194 148L190 145V146L192 147V148L190 147L191 150H193V149H194L193 151L198 150V151H196V152L199 153V154H201V153H202L201 151H203V150H200L201 148L206 149V151L204 150L205 152L210 151L211 149H213V148H211V147H212L211 145H212L213 143H215V141H216V143H217V147H219V148H217V147L215 146V150H214L215 153H213L212 150L210 151V153H212V155H211L209 152H207L208 155L210 154V156H206V158L209 157L210 160H211V161H209V166H210V164H212V163H210V162H213V164H215V163L217 164V162H218L217 166H216V164H215V167H217V168L219 167V170H220L223 166H224V167H225V166H228V161H229L230 166L225 167V168H226V170H227V168H229L228 171H230V172H226V173H224V171H223L222 173H224V174H228V173H229V174H230L231 172H234L235 170L237 171V169L239 170V168H238L237 166H234V164L237 165V163H234V162H236L235 159L237 158V152H236V153L234 152V151H235L234 149H236V148L234 147V149H232V147L228 145L229 142L231 141V140H229L230 138L228 139V137H229L230 135L227 137V135L224 133V134L226 135V138L228 139V140L226 139V140L224 141V138H223V142H224V144H226V146H227V147H225L224 144H220V141H222V140H221L222 137L219 138V137H218V136H219L218 134L220 133V136H223L222 133H221L220 131H219L218 133H216V132H214L215 129H213V133H215L216 136L213 135V136H215V137L212 136V137H213V140L211 141L210 135H207V136H209V137H207V136L205 135V133H206L205 130H207V128L205 127V124H204L203 126H201ZM196 125H197V126H196ZM199 125H200L201 127H200ZM221 125H222V127H221ZM236 125H237V124H236ZM255 125H256V126H255ZM212 126H213V128H212ZM244 126H247L248 128H247V127L244 128ZM252 126H253V127H252ZM197 127H199V128L204 127V128H202L203 130L201 129L203 133L201 132L200 129H199V130H200V132H199V130H197V129H198ZM233 127H234V128H233ZM219 128H217V130H218ZM226 128H227V126H226ZM228 128H229V127H228ZM228 128H227V129H228ZM249 128H250L251 130H250ZM182 129H183V130H182ZM194 129H195L196 132L198 131L199 133H202V134L196 133L197 135H201V136H197V135L195 134ZM244 129H246V132H245ZM247 129H248L249 131H248ZM252 129H253V130H252ZM185 130L183 131V133L180 132V134H183V137L185 136L184 133L187 132V131H185ZM256 130H257V131H256ZM211 131H212V130H211ZM221 131H222V130H221ZM223 131H225V130H223ZM223 131H222V132H223ZM228 131H230V130H228ZM232 131H231V132H232ZM243 131H244V132H243ZM193 132H194V133H193ZM225 132H226V131H225ZM252 132H254V133H252ZM256 132H257V133H256ZM263 132H264V129H263ZM258 133H259V134H258ZM188 134H189L190 136L194 135V137H193V136H192V137H190V136L188 137ZM203 134H204L205 138L207 137V138L209 139V141H207V140H208L207 138L205 139V138L203 137ZM206 134H207V133H206ZM233 134H234V133H233ZM236 134H237V133H236ZM252 134H253V135H252ZM195 135H196V137H195ZM234 135H235V134H234ZM234 135H233V136H234ZM239 135H240V134H239ZM258 135H259V136H258ZM235 136H236V135H235ZM199 137H201V138H200V139H201V142H200V139H198ZM202 137H203V139H204L205 141H203ZM216 137L218 138V140H217ZM223 137H225V136H223ZM215 138H216V140H214ZM237 138H238V137H237ZM237 138H236V139H237ZM258 138H259V139H258ZM231 139H232V138H231ZM240 139H241V138H240ZM247 139H246V140H247ZM249 139H248V140H249ZM261 139H262V140H261ZM185 140H186V139H185ZM248 140H247V141H248ZM258 140H259V141H258ZM193 141H195V140H193ZM196 141H195V142H196ZM210 141H211V142H210ZM235 141H236V140H235ZM235 141H233V142H235ZM239 141H240V140H239ZM239 141H238V143H239ZM202 142H204V143H202ZM205 142H206V145H207V146H209V147L211 146V147H210V148L203 147V144H204V146H206V145H205ZM208 142H210V143H212V144L209 145L210 143L208 144ZM223 142H221V143H223ZM226 142H227V143H226ZM236 142H237V141H236ZM258 142H259V143H258ZM139 143H140V146H141L142 141H140ZM188 143L191 144L192 142H189V141H188ZM216 143H215V144H216ZM218 143H219V144H218ZM238 143H237V144H238ZM242 143H243L244 145L246 144V142H242ZM234 144H235V143H234ZM262 144H263V145H262ZM138 145H139V144H138ZM230 145H232V144H230ZM235 145H236V144H235ZM240 145H241V144H240ZM248 146H250L249 143H247L246 146H245V147H246V148H245L246 151L243 150L242 152H244L245 155H246V156H245V155H243V156H245V157L249 156V159H248V158H245V160L247 159V160L250 162V161H252V158H250V157H252V156H251V153H250V149H248V148H250V147H248ZM195 147H196V148H195ZM223 147L225 148V149H224L225 152H224V150H223ZM229 147H230V150H233V152H234L233 154H232V152H231V157H230V152H229L230 150L228 151V148H229ZM236 147H237V146H236ZM220 148H221L222 150H220ZM238 148H239V146H238ZM208 149H209V150H208ZM216 149H217V151H216ZM218 149H219V150H218ZM247 149H248V150H247ZM252 149H254V147H253ZM262 149H261V150H262ZM199 150H200L201 153L199 152ZM237 150H239V149H237ZM257 150H258V149L254 150L255 153H254V155H253L255 158H256V157L258 158V161H257V158H256V161H253V163H252L253 166H254V168H255V165L257 166L258 163H262V161L264 160V157H263V156H259V154H256V153H258ZM193 151H192V152H193ZM222 151H223L225 154H224ZM205 152L203 153V155L206 154ZM221 152H222L223 155H221ZM226 152H228V153H226ZM239 152H240V150H239ZM247 152H248V153H247ZM259 152H260V151H259ZM217 153H219L220 156H223V157H225V158H224V159L221 158V160H219L218 156L215 157V155H217ZM193 154H194V153H193ZM203 155H200V156L203 157ZM224 155H225V156H224ZM227 155H228V157L226 158ZM232 155H233V156H232ZM235 155H236V156H235ZM257 155H258V156H257ZM261 155H262V151H261ZM263 155H264V154H263ZM212 156H213V157H212ZM240 156H242V155H240ZM214 157H215V159H213ZM229 157L232 158V159L230 160ZM260 157H261V159H260ZM203 158H204V157H203ZM217 158H218V159H217ZM238 158H239V157H238ZM212 159H213V161H212ZM225 159H227V161H224ZM233 159H234V160H233ZM242 159L244 160V157L241 158V160H242ZM202 160H203V159H201V161H202ZM204 160H205V159H204ZM214 160H215V161H214ZM232 160H233V161H232ZM243 160H242V161H243ZM205 161H206V160H205ZM216 161H217V162H216ZM219 161H220L221 163L226 162L227 165H225L226 163H225V164L223 163L221 166H218L219 164H221ZM231 161H232V162H231ZM238 161H239V159H238ZM248 161H245V162H248ZM249 162H248V163H249ZM254 162H255V163H254ZM231 163H232V165H233L234 167L231 165ZM248 163H247V164H248ZM213 164H212V165H213ZM249 164H251V163H249ZM263 164H264V163H263ZM263 164H258L259 166L256 167V168H257V169H256V172L260 173V175L262 176L261 179L258 178V179H260L261 181L264 180V179L262 180V178H264V175H262V174H263L262 172L264 171V166H263ZM213 166H214V165H213ZM240 166H241V164H240ZM260 166H261V167H260ZM215 167H212V168L214 169ZM220 167H221V168H220ZM232 167H233V168H232ZM235 167H236V168H235ZM242 167H243V166H242ZM249 167H252V166H249ZM258 167H260L261 169H259ZM208 168H209V167H208ZM217 168H215V169L218 170ZM230 168H231V169H230ZM234 168H235V170H234ZM213 169H212V170H213ZM215 169H214V172L218 173V174L216 175L217 177L215 176V179H214V177H211V178H213L214 181L216 180L215 182H217V181H218L217 178L219 179L218 176H220V175L222 174V173H221V174L219 175V173H220V171H222V169H221L219 172H218V171H215ZM232 169H233L234 171H233ZM244 169H245V167H244ZM209 170H211V167H210ZM231 170H232V171H231ZM240 170H241V168H240ZM240 170H239V171H240ZM257 170H259V171L262 170V171L259 172V171H257ZM253 171H254V170H253ZM212 172H213V171H212ZM235 173H236V172H234L233 174H235ZM238 173H239V172H238ZM258 173H257V174H258ZM261 173H262V174H261ZM210 174H212V173H210ZM233 174H230V175L233 176ZM242 174H243V173H242ZM257 174H256V176H257ZM213 175H214V174H213ZM237 175H238V174H236V176H237ZM258 175H259V174H258ZM211 176H212V175H211ZM221 176L224 177L223 175H221ZM226 176H227V175H226ZM226 176L224 177L225 180H226V178H227ZM228 176H229V175H228ZM252 176H254V175L252 174ZM239 177H240V176H239ZM209 178H210V177H209ZM211 178H210L209 181L212 180ZM228 178H229V181H234V180H235V177L232 178V177L229 176ZM228 178H227V182H229V181H228ZM237 178H238V177H237ZM241 178H242V177H241ZM244 178H245V180H246V176H245ZM256 178H257V177H256ZM256 178L253 179V180H254V181H257ZM222 179H223V178H222ZM230 179H231V180H230ZM233 179H234V180H233ZM239 179H240V178H239ZM242 179H243V178H242ZM222 181H224V179H223ZM222 181H221V178H220V181H219V182L222 183ZM235 181H236L237 183L234 182L235 184H233V182H231L232 185H236V184H238V180H235ZM240 181H241V180H240ZM242 181H244V179H243ZM225 182H226V181H225ZM225 182H224V183H225ZM227 182H226L225 184H227ZM257 182H258V181H257ZM259 183H261V182H259ZM262 183H264V182H262ZM225 184H224V185L222 184V186L225 187V188H226L227 186L230 185V184H229V185L225 186ZM243 184H245V185H244L245 187H246V185H248V184H247V181H244ZM232 185L229 186V188L232 187V189H230V191H231V190H232V191H235V190H233L234 186H232ZM263 185H264V184H263ZM237 186H238V185H237ZM237 186H235V187L238 189ZM239 186H240V184H239ZM247 187H248V186H247ZM263 187H264V186H263ZM240 188H241V187H240ZM248 188H250V187H248ZM254 188H257V186H254L253 189H254ZM237 189H236V191H237ZM246 189H247V188H246ZM238 190H239V189H238ZM247 190H248V189H247ZM232 191H231V192H232ZM244 192H245V190H244ZM244 192H243V193H244ZM249 192H250V191H248V192H246V193H249ZM253 192H254V190H253ZM257 192H258V191H257ZM233 193H234V192H233ZM235 193H236V192H235ZM243 193H241V195H242ZM236 194H238V193H236ZM239 194H240V193H239ZM246 195L249 196V194H246ZM254 196H255V195H252L250 198L247 197L248 199H246L245 196H244V197L242 196V197H243L244 199L248 200V201H250V200L253 198L252 201L255 202V200H256V202H255V203L252 202V203L255 204V206H256L257 204H258V206H259L260 204L257 202L258 199L256 198V196H255V197H254ZM243 198H242V199H243ZM254 198H255V200H254ZM244 199H243V200H244ZM249 199H250V200H249ZM243 202H244V208H243V211H242V212L246 214V213H247L246 210H250V209H246V208H248V206H249V205L247 206L246 204H248L249 202H248V203H247V201H246V203H245V201H243ZM250 204H251V202H250ZM250 206H251V205H250ZM252 207H253V206H252ZM259 207H260V206H259ZM259 207H257V206H256V208L254 207L255 210L258 208V210L260 209L259 211H262V212H260V215H261V216H260V215H258L259 213H258V211L256 210V211H257V214H256V215H258L257 218L260 216V220H258L257 218L254 217V218L256 219V221H257V220H258V221H261V217L263 218L262 220H264V217L262 216V215L264 214V213H263V210L261 209V207H260V208H259ZM245 209H246V210H245ZM251 210H252V209H251ZM244 211H245V212H244ZM252 211H253V210H252ZM248 212H249V211H248ZM249 213H251V212H249ZM255 213H256V212H255ZM261 213H263V214H261ZM253 214H254V213H253ZM247 215H248V214H247ZM247 215H246V216H247ZM242 216L244 217V215H242ZM242 216H237V217H238V218H241ZM215 217H216V216H214V218H215ZM222 217L225 218V216H222ZM237 217L234 218V219H237V220H238ZM247 217H248V216H247ZM247 217H246V218H247ZM252 217H253V216H252ZM223 218H222V219H223ZM227 218H228V217L226 216V219H227ZM231 218H232V219H231ZM250 218H251V217H250ZM208 219H209V218H208ZM218 219H221V218H218ZM228 219H229V218H228ZM230 219L233 220V217H230ZM230 219H229V221H230ZM247 219H248V218H247ZM211 220H213V218H212ZM211 220H210V222H212ZM240 220H242V218H241ZM244 220H245V219L243 218V222H244ZM219 221H220V220H219ZM219 221H218V222H219ZM221 221H222V220H221ZM224 221H226V220H224ZM224 221H223V222H224ZM233 221H235V220H233ZM238 221H239V220H238ZM238 221H237V222H238ZM245 221H247V220H245ZM213 222H214V223H213ZM213 222H212V223H213L214 226L216 227L217 224L215 225V223H216L215 220H214ZM243 222H242V223H243ZM249 222H250V224H252V225L255 223V222L253 223V222L250 221V220H249ZM220 223H222V222H220ZM220 223H219L218 225H220ZM242 223H241V224H242ZM244 223H245V222H244ZM244 223H243V224H244ZM247 223H248V221H247ZM263 223H264V221H263ZM234 224H236V223L234 222ZM238 224H240V223H238ZM241 224H240V225H241ZM250 224H249V225H250ZM222 225H223V224H221L220 226H222ZM220 226H219V227H220ZM234 226H235V225H234ZM234 226H233V228H234ZM236 226H237V225H236ZM238 226H239V225H238ZM244 226H245V224H244ZM256 226H257L256 228L258 229V225H256ZM263 226H264V225H263ZM217 227H218V226H217ZM223 227H224V226H223ZM249 227H251V226H249ZM252 227H253V226H252ZM254 227H255V226H254ZM254 227H253V228H254ZM225 228H226V227H225ZM229 228H230V227H229ZM235 228H236V227H235ZM239 228H240V227H239ZM241 228L243 229V226H242V225H241ZM241 228H240V229H241ZM245 228H246V226H245ZM247 228H248V227H247ZM247 228H246V229H247ZM259 228H262V227L259 225ZM208 229H209V228H208ZM220 229H221V228H220ZM222 229H223V228H222ZM227 229H228V227H227ZM249 229H250V228H249ZM249 229H248V230H249ZM251 229H252V228H251ZM257 229H256V230H257ZM223 230H224V229H223ZM243 230H244V229H243ZM248 230H247V231H248ZM252 230H253V229H252ZM259 230H260V229H259ZM225 231H226V230H225ZM225 231H224V232H225ZM233 231H234V230H233ZM247 231H246V232L243 231V232H242L243 234H241L240 231L238 230V232L241 234V235H240L241 240H240L239 238H238V239H239L242 243H243V241H242V239H243L242 237H243V236H245L244 238H247V237L249 238L250 234H252V233H250L249 231H248V232H247ZM254 231H255V230L252 231V232H253V236H254V234L257 233V232L255 233ZM262 231H264V230H262ZM220 232H221V231H220ZM224 232H222V233H224ZM226 232H227V231H226ZM228 232H230V233H235V234H236V230H235V232H232V231H229V230H228ZM228 232H227V233H228ZM227 233H224V234H227ZM230 233H228V234H230ZM244 233H245L246 235H244ZM247 233H248V236H247ZM249 233H250V234H249ZM258 233H260V231H259ZM258 233H257V234H258ZM261 233H262V232H261ZM261 233H260V234H261ZM231 235H232V234H230V236H231ZM233 235H234V234H233ZM228 236H229V235H228ZM236 236H237V235H236ZM251 236H252V235H251ZM251 236H250L249 239H248V238L246 239V242H247V240H249V242H250L251 244H253V245H251L249 242L245 243V244L248 245L247 247H250V248H252L253 246L255 247V244H256V243L254 244V242H256V240H258V239H256V238L260 237V236H258V237H252V238H253V239H252ZM261 236H262V235H261ZM263 236H264V235H263ZM231 237H232V236H231ZM238 237H239V235H238ZM235 238H237V237H235ZM261 238H262V237H261ZM251 239H252V240H251ZM244 240H245V239H244ZM253 240H255V241H253ZM236 241H238V240L236 239ZM240 241H238V244H239V243L241 244ZM252 242H253V243H252ZM240 244H239L238 247H241V249L238 248V251H237V252H240V250H241L242 255L246 257V255H247L246 249H245V248H244L245 250L243 249V247H244L245 244H242V245H240ZM263 244H264V241H263ZM242 246H243V247H242ZM263 248H264V245H263ZM253 249H254V248H253ZM242 250L245 251V254H244V251L242 252ZM235 251H236V249H235ZM242 261H243V260H242Z\"/></svg>",
  "mask_w": 264,
  "mask_h": 264
}]
</instances>
